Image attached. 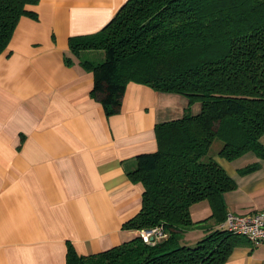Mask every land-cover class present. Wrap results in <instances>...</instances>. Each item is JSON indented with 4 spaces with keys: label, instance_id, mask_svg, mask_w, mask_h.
Returning <instances> with one entry per match:
<instances>
[{
    "label": "crops",
    "instance_id": "0c3cea01",
    "mask_svg": "<svg viewBox=\"0 0 264 264\" xmlns=\"http://www.w3.org/2000/svg\"><path fill=\"white\" fill-rule=\"evenodd\" d=\"M125 1L38 0L28 6L37 17L22 16L0 53V264H66L68 244L88 255L138 234L123 226L143 192L127 172L136 155L157 149V123L200 111L199 101L133 81L117 114L92 97L93 74L81 61H102L104 52L72 54L68 39L99 31ZM213 143L236 184L222 194L225 211L264 209V158L249 151L228 160ZM256 161L257 169L239 172ZM200 212L211 215L208 200L190 206L192 220ZM222 224L208 218L184 242ZM222 264H264V243L237 246Z\"/></svg>",
    "mask_w": 264,
    "mask_h": 264
},
{
    "label": "trees",
    "instance_id": "16d2710c",
    "mask_svg": "<svg viewBox=\"0 0 264 264\" xmlns=\"http://www.w3.org/2000/svg\"><path fill=\"white\" fill-rule=\"evenodd\" d=\"M37 1L0 0V53L22 16L37 17L28 8ZM68 46L75 55L103 50L102 61L81 64L108 116L120 112L130 81L183 94L201 108L157 123V149L136 155L127 172L143 192L139 211L123 226L162 225L167 237L147 244L136 234L88 255L68 244L66 264H222L235 247L250 244L220 227L193 245L183 236L197 224L192 204L208 200L212 212L202 220L222 222V194L236 186L214 159L213 142L228 160L249 151L264 158V0H126L99 31L71 36ZM258 167L256 161L239 172Z\"/></svg>",
    "mask_w": 264,
    "mask_h": 264
},
{
    "label": "built area",
    "instance_id": "2783aa9c",
    "mask_svg": "<svg viewBox=\"0 0 264 264\" xmlns=\"http://www.w3.org/2000/svg\"><path fill=\"white\" fill-rule=\"evenodd\" d=\"M220 227L246 237L253 244L264 243V209L242 214L227 211ZM137 231L142 241L147 244H154L167 237L162 225Z\"/></svg>",
    "mask_w": 264,
    "mask_h": 264
},
{
    "label": "rangeland",
    "instance_id": "374dc122",
    "mask_svg": "<svg viewBox=\"0 0 264 264\" xmlns=\"http://www.w3.org/2000/svg\"><path fill=\"white\" fill-rule=\"evenodd\" d=\"M211 150H213V148H212ZM198 215H200V216H198V217H200L201 219H202V218L204 219V218L206 217V214H203L202 212H200ZM196 217H197L196 214H194V215H193V220H194V222H196L197 224H202V223L204 222L203 220H202V221L200 220V221L197 222L196 220H197V219H200V218H196ZM197 224H196V225H197ZM196 225H193V226H196ZM185 234H188L187 231H185L184 236H183V239H185L186 236H187V239H190V240H191V236H193V234H191V233L188 234V235H185ZM188 237H189V238H188ZM190 240H189V241H190ZM193 243H195V242H193Z\"/></svg>",
    "mask_w": 264,
    "mask_h": 264
}]
</instances>
